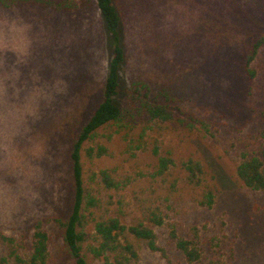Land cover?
<instances>
[{
  "label": "rangeland",
  "instance_id": "rangeland-1",
  "mask_svg": "<svg viewBox=\"0 0 264 264\" xmlns=\"http://www.w3.org/2000/svg\"><path fill=\"white\" fill-rule=\"evenodd\" d=\"M115 1L126 53L122 95L144 80L171 93L182 113L209 125L172 122L143 133L142 122L129 134L100 130L82 151L85 181L100 200L89 219L114 216L131 224L153 213L163 218L154 226L158 250L130 236L138 253L133 264H264V190L245 186L236 170L242 153L259 145L264 47L252 62L254 77L241 61L250 40L264 32V4ZM249 16L262 17L261 27L248 28ZM110 59V37L97 9L61 13L0 5V227L7 234H25L28 241L35 222L70 208L69 151L101 99ZM160 157L174 160L162 174ZM190 160L203 168L194 183L185 169ZM103 170L126 185L106 188ZM207 191L214 194L211 206ZM45 228L53 264H73L61 255L57 226ZM172 232L194 240L198 259L177 247Z\"/></svg>",
  "mask_w": 264,
  "mask_h": 264
},
{
  "label": "trees",
  "instance_id": "trees-1",
  "mask_svg": "<svg viewBox=\"0 0 264 264\" xmlns=\"http://www.w3.org/2000/svg\"><path fill=\"white\" fill-rule=\"evenodd\" d=\"M260 4L264 2L261 0ZM0 5L7 9L35 7L61 13H72L79 9H97L104 21L111 45V59L101 99L81 127L69 151L72 177L70 208L66 212L50 215L44 220L35 222L28 241H26L27 235L24 234L19 239L7 234L0 227V251L3 252L0 253V264H53L49 249L51 236L45 228L49 223L55 224L60 231L63 259L70 260L73 264H92V259L99 260L101 264H133L134 260L138 259V253L130 236L145 241L151 250H158V235L154 226L163 225L164 220L154 213L152 217L148 216L146 219L137 218L131 224H125L114 216H103L101 220L89 219V213H93V209L99 207L100 200L84 178L83 147L100 130L107 127L113 128L118 133L129 134L142 122H145L143 133L172 122L191 128L197 122L208 127L209 122L187 112L182 113V110L173 104L175 98L171 93L165 89L154 88L144 80L133 81L129 90L122 95L121 69L126 61V53L121 39L122 16L115 0H0ZM260 8L259 13L263 15L264 8ZM250 13L248 10L246 15ZM254 17L247 18L253 22L248 28L261 27L262 17ZM250 31L253 32V29L251 28ZM229 44L227 41L226 46ZM262 47H264V32L258 33L250 40L248 50L242 57L243 69L251 78L255 76L252 62ZM243 116L248 118V112L244 111ZM256 126L259 130L257 135L259 145L253 150L242 153L236 170L238 178L245 186L253 190H264V111L258 115ZM104 150L100 147L99 154ZM159 162V173L162 174L169 169L174 160L171 157H160ZM185 169L190 183L196 182L197 173L203 170L201 163L193 160L185 163ZM100 180L108 189L118 190L126 185L116 180L106 170L101 171ZM205 203L208 206L214 203L212 191H207ZM91 222L95 224L93 234H90ZM171 236L174 237L177 247L189 258L198 259L199 252L191 248L195 243L194 240L177 237L175 232H172ZM89 237L93 239L88 243Z\"/></svg>",
  "mask_w": 264,
  "mask_h": 264
}]
</instances>
